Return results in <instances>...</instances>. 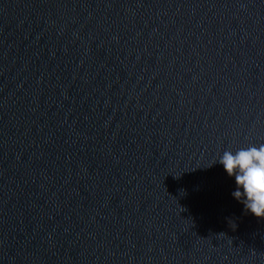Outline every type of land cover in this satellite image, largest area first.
<instances>
[{"label": "water", "instance_id": "water-1", "mask_svg": "<svg viewBox=\"0 0 264 264\" xmlns=\"http://www.w3.org/2000/svg\"><path fill=\"white\" fill-rule=\"evenodd\" d=\"M262 143L264 0H0V264H264Z\"/></svg>", "mask_w": 264, "mask_h": 264}, {"label": "clouds", "instance_id": "clouds-1", "mask_svg": "<svg viewBox=\"0 0 264 264\" xmlns=\"http://www.w3.org/2000/svg\"><path fill=\"white\" fill-rule=\"evenodd\" d=\"M217 162L235 178L234 198L244 204L246 212L264 218V143L241 148L235 153L224 151Z\"/></svg>", "mask_w": 264, "mask_h": 264}]
</instances>
